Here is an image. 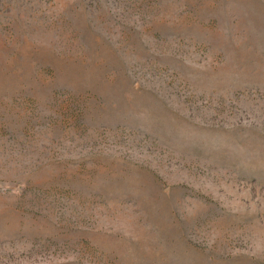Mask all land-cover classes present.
Segmentation results:
<instances>
[{
  "label": "rangeland",
  "instance_id": "1",
  "mask_svg": "<svg viewBox=\"0 0 264 264\" xmlns=\"http://www.w3.org/2000/svg\"><path fill=\"white\" fill-rule=\"evenodd\" d=\"M0 264H264V0H0Z\"/></svg>",
  "mask_w": 264,
  "mask_h": 264
}]
</instances>
